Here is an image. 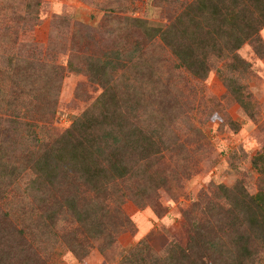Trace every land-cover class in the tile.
I'll list each match as a JSON object with an SVG mask.
<instances>
[{"label":"trees","instance_id":"1","mask_svg":"<svg viewBox=\"0 0 264 264\" xmlns=\"http://www.w3.org/2000/svg\"><path fill=\"white\" fill-rule=\"evenodd\" d=\"M120 3L113 0L105 16L119 23V32ZM177 4L167 23L125 18L129 21L125 30L133 41L121 49L110 46L102 60L90 59L86 72L91 82L101 86V94L60 134L46 129L47 121H23L27 109L19 102L32 90H25L20 60L8 63L17 89L7 102L9 121L0 115V264H51L59 246L78 259H86L95 245L106 255L120 235L136 232L122 210L123 200L151 205L154 194L168 183L153 168L170 143L175 144L173 128L177 116L184 113L185 104L171 91L174 74L164 72L163 51L174 57V69L197 80L214 69L239 110L256 119L243 83L251 64L238 51L250 44L258 57L264 56L260 35L264 0ZM117 74L120 80L115 83ZM160 113L164 123L158 122ZM167 117L170 121L165 122ZM230 125L237 129L236 123ZM186 131L206 138L192 124ZM251 165L263 182L256 194H247L239 183L219 186V200L202 199L206 218L189 220L191 213L183 210L188 226L184 246L168 240L153 251L141 241L117 264H256L264 255V146L251 158ZM127 182L134 189L115 193L119 210L110 211L104 194ZM61 224L75 227L62 234L56 230Z\"/></svg>","mask_w":264,"mask_h":264},{"label":"rangeland","instance_id":"2","mask_svg":"<svg viewBox=\"0 0 264 264\" xmlns=\"http://www.w3.org/2000/svg\"><path fill=\"white\" fill-rule=\"evenodd\" d=\"M112 1L0 0L2 120L9 121L11 117H7V102H11L17 89L16 77L8 72L11 61L20 60L26 77L25 90H32L19 102L27 109L23 121L42 124L47 121L46 129L51 127L60 134L101 94V86L91 82L86 72L90 59L102 60L105 58L102 53L110 46L121 49L133 41V36L125 30V23L129 22L125 18L167 23L178 8L177 2L187 0H121L122 9L116 14V20L123 24L120 32L116 28L119 23L105 17L106 9L113 7ZM260 35L264 42V28ZM163 54L167 59L164 72H172L175 78V90L171 91L185 104L184 113L177 116L176 128H173L175 144L170 143L168 151L163 152L164 158L156 161L153 168L168 183L154 194L151 205L138 206L132 200H123L122 210L136 232L120 235L106 255L95 245L86 259H78L59 246L51 264H117L141 241L147 242L153 251H158L168 240L184 246L188 240L184 209L191 213L189 220L203 219L206 212L201 210L202 199L204 202L219 200V186L229 188L239 183L249 195L262 189L261 174L252 167L251 158L264 146V56L258 57L250 44L238 51L251 64L243 80L244 92L256 108V119L251 120L239 110L214 69L207 78L197 80L181 69H174V57L166 50ZM70 64L73 69L69 68ZM113 78L118 83L120 75ZM162 114L158 122L164 123ZM18 117L22 118L23 114ZM164 119L170 121L168 117ZM230 122L236 123L237 129ZM188 124L202 129L206 138L188 133ZM132 187L128 182L122 186L117 183L115 191L113 185L106 191L113 193L104 194V205L114 212L119 205L114 199L115 193H129ZM74 227L61 224L56 230L63 234ZM256 264H264V255Z\"/></svg>","mask_w":264,"mask_h":264}]
</instances>
